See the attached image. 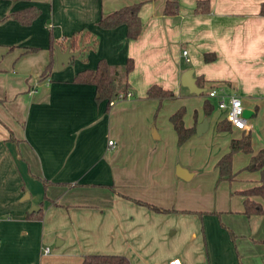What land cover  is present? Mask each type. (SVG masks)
<instances>
[{
    "label": "crops",
    "instance_id": "0c3cea01",
    "mask_svg": "<svg viewBox=\"0 0 264 264\" xmlns=\"http://www.w3.org/2000/svg\"><path fill=\"white\" fill-rule=\"evenodd\" d=\"M198 1L205 0H178V14L166 16L164 0H0V264H80L86 254L124 255L129 264L173 258L264 264V215L247 219L238 193L260 183L259 171H238L264 148V0H207L209 10L196 13ZM133 3H141L136 39L126 37L123 25L99 28L101 16ZM30 6L40 10L30 25L9 17ZM83 29L96 38L95 47L70 50L78 54L56 69L50 39L65 50L64 42ZM204 53L214 60L205 62ZM100 59L113 66L133 61L127 78L132 97L109 106L96 100L93 85L71 82ZM186 70L202 92L182 86ZM151 85L174 97L147 99ZM213 85L238 96L248 113L245 131L214 134L221 145L215 165L232 139L250 135L252 154L232 158L231 182L239 187L231 194L239 200L231 196L229 206L217 199L206 204L196 193L194 203L186 199L187 181L198 176L190 166L199 160L188 161L182 152L223 120L203 111ZM181 107L184 126L195 133L178 147L169 117ZM203 119L208 126L198 135ZM178 166L186 179L177 176ZM252 199L264 208V197ZM134 200L202 216L155 212ZM186 217L187 234L176 243L170 237Z\"/></svg>",
    "mask_w": 264,
    "mask_h": 264
},
{
    "label": "trees",
    "instance_id": "16d2710c",
    "mask_svg": "<svg viewBox=\"0 0 264 264\" xmlns=\"http://www.w3.org/2000/svg\"><path fill=\"white\" fill-rule=\"evenodd\" d=\"M9 1H29V0H9ZM163 14L166 16H176L178 14L179 3L178 0H164ZM141 3H133L123 6L107 15H103L99 18L97 25L101 29H114L118 26H125L126 37L128 39H136L141 31V21L139 18V10ZM209 10V3L207 0L198 1L196 4L195 12L204 13ZM40 14V10L37 7L30 6L25 9L14 11L9 14V17L20 23L21 25H30ZM259 14L264 16V2L259 6ZM86 40H89L90 44H86ZM66 43L69 50H88L95 47L97 40L94 38L88 30H81L74 33ZM62 46L61 42L50 39L49 49L51 54V60L54 56L55 47ZM66 49V48H65ZM215 58L213 53H204L203 60L205 62H211ZM50 64L45 66L42 76L48 72ZM133 70V61L128 59L122 66H113L108 64L104 59L97 61L94 69H83L78 71L73 79L74 84H89L95 87L97 101H105L108 105L109 101L117 98L119 94H126L129 90L128 74ZM147 99H156L159 102L163 99H170L174 97V93L170 90L163 89L159 85H151L145 93ZM214 109V105L207 99L203 104V111L205 116H209ZM184 108L181 107L172 113L169 117V121L176 134L177 144H183L189 137L195 133V127L187 128L183 123ZM217 131L230 130L231 127L226 121H219L216 125ZM13 139V137H11ZM236 152H243L252 154L251 140L249 134H243L239 139H232L229 144V150L222 155L215 167L218 172V181H232L234 174L232 172V157ZM249 171L260 172L259 185L250 187L246 190L238 192L244 197L243 200V214L252 220L254 217H260L264 215V208L253 197H264V148L259 149L255 154H252L248 165L246 166ZM139 205L146 206L147 208L162 213L174 212V210L161 209L146 202L134 200ZM39 213L32 214V216L38 218ZM264 242V238L262 239ZM80 264H129V260L124 255L117 254H86L82 257Z\"/></svg>",
    "mask_w": 264,
    "mask_h": 264
},
{
    "label": "rangeland",
    "instance_id": "374dc122",
    "mask_svg": "<svg viewBox=\"0 0 264 264\" xmlns=\"http://www.w3.org/2000/svg\"><path fill=\"white\" fill-rule=\"evenodd\" d=\"M86 44L87 45L90 44L89 40H86L85 45ZM84 50L85 49H83V51ZM80 52H81V50H80ZM77 61H80V60H77ZM69 67L71 68L72 64H69ZM209 100H211V99H209ZM213 113H218L219 117L222 119L224 117V113L219 111L216 107H214L213 112L211 114H213ZM219 117H218V119H220ZM215 132H217V134H220V132H218L216 128H212L210 130V132H204L202 134V136H199L200 138H197V142L195 145L188 147L185 152H182L188 161L199 160L198 166H192V165L190 166V168H192L191 170H195L197 172L196 174H198V176L194 180L192 178L191 181H187L189 188L187 191L188 193L186 195V199L189 200L190 202L195 201L196 196L194 194L196 193L199 196H201V200L204 203L206 202V204H209V203L213 204V203H215V199H217V202L219 203V205L223 201V204H225L226 206H229L231 204L230 203V197L231 196L234 197L232 199H235L236 201L239 200L238 195L231 194V193H233V189L239 187V185L237 183H234L231 181L230 182L226 181V184H222L221 181H218V176L217 175L214 176V173H215L214 165L216 162V161H214V156L219 152V149L221 147V145L216 143V141H215L216 140V138L214 136ZM176 144H177V142H176ZM177 146L179 147L180 145L177 144ZM246 166L244 168L240 169L238 172L243 173L244 171H247L246 173H248V174H251V172H255V171H249V170L245 169ZM210 178H211L212 182H210V180H209ZM169 213L192 214L194 216H197L199 219L202 216V213H200V212L174 211V212H169ZM217 215L220 217L223 216L221 214H217ZM187 216H191V215H187ZM189 218L190 217H186L185 218V221H186L185 226H182L180 224V229L178 230L179 232H177L176 235L170 237V238H172V241H175L176 243H178V241L185 238V236L187 234L186 227L189 226ZM229 223H230V220H229ZM221 224L223 226H226V224H228V222H224V220L221 219ZM251 228H253V227H251ZM171 231H173V230H171ZM49 248H51V247H49Z\"/></svg>",
    "mask_w": 264,
    "mask_h": 264
},
{
    "label": "built area",
    "instance_id": "2783aa9c",
    "mask_svg": "<svg viewBox=\"0 0 264 264\" xmlns=\"http://www.w3.org/2000/svg\"><path fill=\"white\" fill-rule=\"evenodd\" d=\"M183 56L187 54L186 50L182 51ZM187 60V58H186ZM223 85H213L206 91V98L215 99V106L219 111L224 113L223 120L228 122L231 129L240 131L246 130V118L243 115V106L241 99L233 94H226L224 92ZM132 97L130 90L126 94H119L116 99L109 101V106H112L117 100H123ZM109 145L113 144V141H108ZM45 252H48V248H45ZM168 264H183L178 258H173L168 261Z\"/></svg>",
    "mask_w": 264,
    "mask_h": 264
},
{
    "label": "water",
    "instance_id": "95a60500",
    "mask_svg": "<svg viewBox=\"0 0 264 264\" xmlns=\"http://www.w3.org/2000/svg\"><path fill=\"white\" fill-rule=\"evenodd\" d=\"M78 54V52H71L69 50V48H66L65 50H61L58 46L55 48V60H56V68L58 70H61L64 66H66L69 63V60L72 59L73 57H75ZM192 70H186L185 72H183L182 76H181V84L182 86L186 87L188 89L189 92L191 93H195L198 94L200 92L203 91V89L198 88L195 84V79L192 77ZM247 111L243 110V115L246 118L247 115ZM208 126L207 123V119H203V121L201 123H199L198 125H196V133L198 135L202 134L206 128ZM176 174L177 176H179L182 179H186L187 177L184 174V169H182L181 167H177L176 169ZM27 197V195H26ZM33 210L37 209L32 208ZM56 244L58 245L59 243L56 242Z\"/></svg>",
    "mask_w": 264,
    "mask_h": 264
}]
</instances>
